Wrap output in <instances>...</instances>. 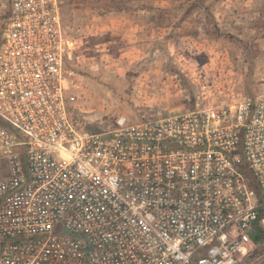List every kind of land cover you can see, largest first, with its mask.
Here are the masks:
<instances>
[{
	"label": "built area",
	"instance_id": "2783aa9c",
	"mask_svg": "<svg viewBox=\"0 0 264 264\" xmlns=\"http://www.w3.org/2000/svg\"><path fill=\"white\" fill-rule=\"evenodd\" d=\"M0 11V264H246L264 96L85 132L61 0Z\"/></svg>",
	"mask_w": 264,
	"mask_h": 264
},
{
	"label": "rangeland",
	"instance_id": "374dc122",
	"mask_svg": "<svg viewBox=\"0 0 264 264\" xmlns=\"http://www.w3.org/2000/svg\"><path fill=\"white\" fill-rule=\"evenodd\" d=\"M61 2L82 131L264 96V0ZM254 246L246 264H264V242Z\"/></svg>",
	"mask_w": 264,
	"mask_h": 264
},
{
	"label": "trees",
	"instance_id": "16d2710c",
	"mask_svg": "<svg viewBox=\"0 0 264 264\" xmlns=\"http://www.w3.org/2000/svg\"><path fill=\"white\" fill-rule=\"evenodd\" d=\"M1 34V33H0ZM0 127H3L9 131H14V128L6 121L0 118ZM252 240L256 245H260L264 242V226L262 219L257 222L255 230L251 234Z\"/></svg>",
	"mask_w": 264,
	"mask_h": 264
},
{
	"label": "crops",
	"instance_id": "0c3cea01",
	"mask_svg": "<svg viewBox=\"0 0 264 264\" xmlns=\"http://www.w3.org/2000/svg\"><path fill=\"white\" fill-rule=\"evenodd\" d=\"M68 60V59H67ZM67 62V61H66ZM67 66V65H66ZM68 68V67H67Z\"/></svg>",
	"mask_w": 264,
	"mask_h": 264
}]
</instances>
